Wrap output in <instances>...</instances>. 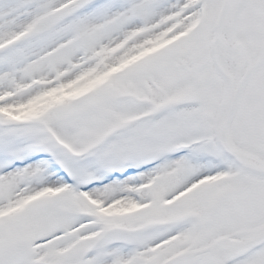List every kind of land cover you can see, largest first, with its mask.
Instances as JSON below:
<instances>
[{
  "label": "snow or ice",
  "instance_id": "1",
  "mask_svg": "<svg viewBox=\"0 0 264 264\" xmlns=\"http://www.w3.org/2000/svg\"><path fill=\"white\" fill-rule=\"evenodd\" d=\"M0 264H264V0H0Z\"/></svg>",
  "mask_w": 264,
  "mask_h": 264
}]
</instances>
